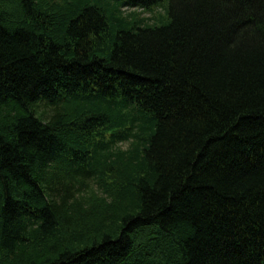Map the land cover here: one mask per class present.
<instances>
[{"label": "trees", "instance_id": "obj_1", "mask_svg": "<svg viewBox=\"0 0 264 264\" xmlns=\"http://www.w3.org/2000/svg\"><path fill=\"white\" fill-rule=\"evenodd\" d=\"M0 264H264V0H0Z\"/></svg>", "mask_w": 264, "mask_h": 264}]
</instances>
